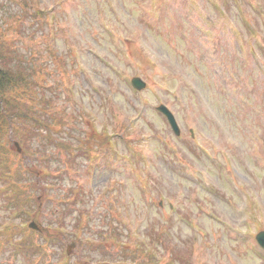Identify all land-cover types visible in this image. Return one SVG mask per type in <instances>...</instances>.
Returning a JSON list of instances; mask_svg holds the SVG:
<instances>
[{
  "label": "rangeland",
  "instance_id": "obj_1",
  "mask_svg": "<svg viewBox=\"0 0 264 264\" xmlns=\"http://www.w3.org/2000/svg\"><path fill=\"white\" fill-rule=\"evenodd\" d=\"M25 1L0 0L4 44L0 48L30 66L33 86L13 94L18 107L39 122L0 123V264H30L31 252L18 244L29 237L43 244L25 228L36 220L34 215L49 232L62 230V236L54 235L52 243L42 245L41 252L49 253L34 258L36 264L43 255H50L49 264H54L72 241L76 243L71 257L80 264H264L252 248L240 250L238 240L216 220L232 218L239 200L201 151L209 148L219 158L227 152L232 173L238 172L236 177L252 189V200L264 211V0H36L33 5ZM199 12L214 22L210 28L217 37L214 49L209 50L211 39L207 42L192 27ZM252 43L254 58L248 49ZM135 76L146 82L144 90L131 86ZM170 78L175 88H168ZM153 98L181 113L185 136L191 125L198 126L196 149L190 148L192 142L187 144L189 158L175 138L164 139H172L171 152L184 154L191 171L206 167L213 191L179 179L168 157L154 149L164 145L152 134L169 128L154 118ZM201 108L220 117L211 120V128L194 120L204 116ZM126 117L134 119L135 131L146 136L134 137L131 131L120 143H128L135 154L151 156L155 174L148 177L147 191L130 176V185L140 188L136 201L153 200L157 206L161 199H171L188 209L184 216L199 223L200 233L190 230V221L179 224L165 217L162 209L151 222L141 219V226L123 227L121 235L103 217L105 197L99 195L101 187L93 190L91 178L93 182L106 178V169L90 170L105 155L100 148L88 157L92 143L87 142L92 135L96 139L117 129ZM54 137L52 145L49 139ZM210 141L220 145L210 146ZM257 142L260 148L252 153ZM107 144L104 151L113 146L111 140ZM244 164L251 168L240 169ZM109 174L115 176L118 170ZM253 224L257 231L264 228V213L254 215ZM135 228L143 236H129ZM117 241L126 243L121 247Z\"/></svg>",
  "mask_w": 264,
  "mask_h": 264
},
{
  "label": "trees",
  "instance_id": "obj_2",
  "mask_svg": "<svg viewBox=\"0 0 264 264\" xmlns=\"http://www.w3.org/2000/svg\"><path fill=\"white\" fill-rule=\"evenodd\" d=\"M4 63H5V58L2 57V56H0V78L1 79H3L2 74H1L2 68H3V74L6 73V72H8L9 70L11 71V69H8V68L4 67L5 66ZM21 74H24V73L21 72V71H19L18 72V75H21ZM3 84L4 83H1L0 84V95H1V97H3V103H9V102H11V99L7 95V93H5L6 89L3 88ZM0 100H1V98H0Z\"/></svg>",
  "mask_w": 264,
  "mask_h": 264
}]
</instances>
